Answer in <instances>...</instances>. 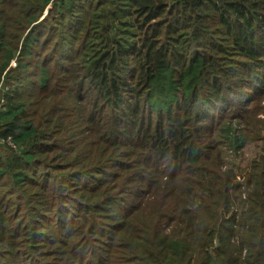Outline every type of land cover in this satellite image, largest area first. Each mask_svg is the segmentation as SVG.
I'll return each instance as SVG.
<instances>
[{
  "label": "trees",
  "instance_id": "trees-1",
  "mask_svg": "<svg viewBox=\"0 0 264 264\" xmlns=\"http://www.w3.org/2000/svg\"><path fill=\"white\" fill-rule=\"evenodd\" d=\"M0 98V264H264V0H0Z\"/></svg>",
  "mask_w": 264,
  "mask_h": 264
},
{
  "label": "rangeland",
  "instance_id": "rangeland-1",
  "mask_svg": "<svg viewBox=\"0 0 264 264\" xmlns=\"http://www.w3.org/2000/svg\"><path fill=\"white\" fill-rule=\"evenodd\" d=\"M11 65H17V60L15 58L11 61ZM3 84L2 86L6 87V82H3ZM5 106L6 102L3 104L0 101V107L5 109L7 107ZM260 116L264 117V112ZM245 131L246 130L243 126V122L239 121L238 119L234 120L233 122H229L228 119L225 120L217 130V138L219 139L222 146L223 160L226 164L225 167L228 168L231 166H238L240 164L245 165L248 159L255 157L258 151L263 150L264 145H262V143L259 141L251 144L243 143ZM9 138L10 141L8 142L7 146L3 145L1 147L9 146L10 149H17L16 143L11 137ZM237 179L242 180L243 176L238 174Z\"/></svg>",
  "mask_w": 264,
  "mask_h": 264
},
{
  "label": "built area",
  "instance_id": "built-area-1",
  "mask_svg": "<svg viewBox=\"0 0 264 264\" xmlns=\"http://www.w3.org/2000/svg\"><path fill=\"white\" fill-rule=\"evenodd\" d=\"M3 85H5V84H3ZM3 104L5 103V98H1V100H0ZM1 141H3V140H1ZM10 141V138L6 141L7 143Z\"/></svg>",
  "mask_w": 264,
  "mask_h": 264
}]
</instances>
